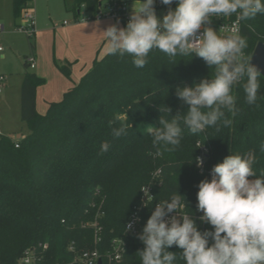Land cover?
I'll return each mask as SVG.
<instances>
[{
  "label": "trees",
  "instance_id": "trees-1",
  "mask_svg": "<svg viewBox=\"0 0 264 264\" xmlns=\"http://www.w3.org/2000/svg\"><path fill=\"white\" fill-rule=\"evenodd\" d=\"M26 2L13 0L15 16ZM105 3L65 2L76 16L81 7L94 14ZM168 7L174 8L175 2L155 4V10L162 9L163 14ZM241 33L248 41L245 56L251 57L256 44L264 43V16L241 21ZM58 68L70 76V63ZM214 73L215 68H208L195 54L169 58L153 49L142 69L134 67L130 57L104 54L93 60L61 100L50 102L40 114L35 106L40 78L25 72L20 118L29 132L17 141L0 132V264H18L29 247L36 250V264H71L76 252L88 248H97L102 264H107L105 255L116 237L125 243L116 264H139L143 244L137 234L154 205L175 193L185 197L189 208L184 211L192 210L199 228L197 185L207 176L199 172L195 160L189 162L197 157V142L208 147V165L221 162L231 152L254 149L258 157L254 170L257 174L264 171V153L259 150L264 142L262 75L256 105L245 102L242 86L233 87L237 111L224 109L229 126L221 124L195 135L185 129L181 146L171 152L161 149L158 155L153 147L146 125L160 127V116L170 120L187 111V104L175 95L176 87L191 86ZM164 107L171 111L167 113ZM121 123L127 124L128 134L113 138L111 130ZM102 141L110 144L106 152L100 151ZM149 183L154 200L141 209L137 230L127 232L125 224L140 204L141 187ZM71 243L76 252L69 250ZM169 251L182 250L173 246ZM176 264H184L179 255Z\"/></svg>",
  "mask_w": 264,
  "mask_h": 264
},
{
  "label": "clouds",
  "instance_id": "clouds-1",
  "mask_svg": "<svg viewBox=\"0 0 264 264\" xmlns=\"http://www.w3.org/2000/svg\"><path fill=\"white\" fill-rule=\"evenodd\" d=\"M156 2L133 0L126 25L106 27L105 54L130 57L133 66L142 69L149 53L157 49L169 58L195 54L208 68H215L212 77L176 87V97L188 106L186 113L170 120L160 116V127L146 125L159 155L161 149L177 150L185 129L195 135L221 124L229 126L231 121L225 118L224 109L237 111L234 86H242L248 105L257 104L261 74L245 56L248 41L241 33L240 22L264 16V0H159L165 6L175 2L162 17L156 15ZM233 15L236 23L224 34L210 26L200 31L214 16ZM164 111L169 113L171 109L164 107ZM127 134L124 123L111 130L113 138ZM109 147L108 141H102L100 151L106 152ZM259 150L264 153V142ZM193 160L198 167L202 164L200 158L192 157L189 162ZM257 161L254 149L231 152L212 166L210 179L198 182L196 210L202 212L198 219L210 226L204 231L198 229L192 210L183 211L189 208L183 195L174 192L158 201L137 234L143 244L138 251L139 264H176L178 255L184 264H264V171L257 174L254 170ZM144 195L152 204L154 197L147 189ZM173 246L182 251H169Z\"/></svg>",
  "mask_w": 264,
  "mask_h": 264
},
{
  "label": "crops",
  "instance_id": "crops-1",
  "mask_svg": "<svg viewBox=\"0 0 264 264\" xmlns=\"http://www.w3.org/2000/svg\"><path fill=\"white\" fill-rule=\"evenodd\" d=\"M133 0L127 2V9L132 10ZM34 8L33 2H30ZM81 13V11H80ZM80 13L76 20L61 24L38 22L35 20V41L32 42V54L35 58L34 72L40 81L36 86V111L43 114L49 103L59 101L64 93L72 88L81 76L91 67L93 60L105 54L106 41L103 31L110 24L125 26L122 20L112 18L81 20ZM13 10V0H0V42H5L6 52H0V132L10 135L24 121L20 118V78L15 76L16 61H20L22 32ZM37 24V27H36ZM1 47V46H0ZM25 56L23 64L25 65ZM15 63V64H14ZM70 63V76L66 77L58 68L59 64ZM3 71V72H2Z\"/></svg>",
  "mask_w": 264,
  "mask_h": 264
},
{
  "label": "built area",
  "instance_id": "built-area-1",
  "mask_svg": "<svg viewBox=\"0 0 264 264\" xmlns=\"http://www.w3.org/2000/svg\"><path fill=\"white\" fill-rule=\"evenodd\" d=\"M31 1L32 0H27L26 4L21 9L20 16L22 17L23 22L16 27L18 31L26 33L27 36L29 37H32L36 30L35 14L33 12V7L29 5ZM127 2H128L127 0H112L110 2H106L99 8V10L96 13L91 14L86 12V14H84L81 20L112 18L115 20H122L126 25L130 15L127 9ZM160 4L161 3L159 2V0H157V5ZM65 23L66 21H64V24ZM235 23H236L235 15L231 17L214 16L211 18V23L209 25H202L200 31H203V27L210 26L215 31H217L218 34H224ZM240 30H241V22H240ZM25 62L31 68L35 67V58L33 55H29V57L25 59ZM198 144L201 143L197 142V145ZM15 146H18V143H16ZM207 154H208V147L206 145L201 144L200 146H198V154L196 158H200L202 160V164L199 167L196 164V167L198 168L200 173H205L207 179H210L211 168L214 164L212 165L207 164ZM152 185H153L152 183H149L141 187L140 204L137 207H135V209L130 214L128 221L125 224V230L127 232H135L137 230L139 223L141 221V215H140L141 209L145 207L149 202H151V200L146 201L147 197L144 195V189H147L148 194L154 197ZM169 215H175V213ZM200 215H202V212H199V216ZM165 219H167V217H165ZM129 224H131V228H129ZM198 229L204 231L205 229H208V227L204 223H202ZM43 246L45 248L47 247V244H44ZM69 250L76 252L73 243L70 244ZM124 251H125V243L123 239L118 237L112 239L111 251L107 252L105 255L107 264H116L117 262H119L123 256ZM100 259L101 261H103V257L97 248H88L76 252L72 259L71 264H98ZM36 260H37V255L35 248L29 247L24 251L23 255L20 257L18 264H36Z\"/></svg>",
  "mask_w": 264,
  "mask_h": 264
},
{
  "label": "rangeland",
  "instance_id": "rangeland-1",
  "mask_svg": "<svg viewBox=\"0 0 264 264\" xmlns=\"http://www.w3.org/2000/svg\"><path fill=\"white\" fill-rule=\"evenodd\" d=\"M129 1V0H127ZM34 4L33 12L35 14V20L38 22V25L40 24L41 21H47L49 23H54V24H61L63 20L69 21L74 18V12L72 10H68L66 8V3H71L72 0H32ZM81 13L79 15L82 16L86 14V11L83 7H81ZM157 17H162L163 15V10L158 9L155 10ZM73 20H76L74 18ZM17 25L21 24L23 22L22 17L19 15L18 18H16ZM37 27V24H36ZM22 46H21V57L20 61L17 62V66L15 67L17 78H20L21 76L19 73L21 72L22 74L25 72H34V68H31L29 65H24L23 64V56L26 58L29 57V55L32 54V45L31 43L35 41L34 37H28L26 33L22 32ZM0 52L4 50L6 52L7 46L5 42H0ZM25 58V59H26ZM15 64V63H14ZM3 72V71H2ZM29 132L28 124L27 123H21L20 126L15 130V132H12L10 136H12V139L17 141L20 140L21 138L25 137Z\"/></svg>",
  "mask_w": 264,
  "mask_h": 264
},
{
  "label": "water",
  "instance_id": "water-1",
  "mask_svg": "<svg viewBox=\"0 0 264 264\" xmlns=\"http://www.w3.org/2000/svg\"><path fill=\"white\" fill-rule=\"evenodd\" d=\"M250 63L254 65L259 71L260 74L264 77V43L259 41L250 57ZM98 264H101V259Z\"/></svg>",
  "mask_w": 264,
  "mask_h": 264
}]
</instances>
